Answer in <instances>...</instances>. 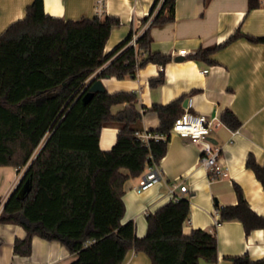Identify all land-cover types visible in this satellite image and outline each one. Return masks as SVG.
<instances>
[{
  "label": "trees",
  "instance_id": "16d2710c",
  "mask_svg": "<svg viewBox=\"0 0 264 264\" xmlns=\"http://www.w3.org/2000/svg\"><path fill=\"white\" fill-rule=\"evenodd\" d=\"M256 5V0H248V8ZM174 6L175 0H154L141 20L151 17L136 39L137 46L128 45L131 30L108 54H104L105 43L112 27L120 24L118 17H54L44 12L43 0H32L25 16L0 33V166L23 170L0 209V224H17L25 231L24 237L14 240V254L30 256L33 236H39L64 244L74 255L68 264H121L129 249L146 253L151 264L216 263L213 231H182L190 212L184 197L147 213L148 227L141 237L135 234L133 221H121L124 183L165 154L172 123L183 113L182 97L150 108L160 122L148 132L167 137L147 142L137 136L143 130L144 110L136 108V93L104 90L94 92L87 102L81 100L87 79L117 52L93 80L133 76L146 63L163 65L170 60L150 51V28L172 21ZM240 36L264 44V36L237 30L221 45L199 49L193 56L208 61L213 50ZM164 80L160 73L150 83ZM117 104L123 107L111 112ZM220 121L231 129L240 125L229 109L221 113ZM105 126L117 128L115 144L108 150L99 146ZM245 165L264 191V165L251 154ZM26 179L31 190L18 199L16 193ZM234 191L237 202L218 207L219 222L238 220L246 234L264 228V216L249 207L237 184ZM230 260L231 264H264V257L253 260L248 254Z\"/></svg>",
  "mask_w": 264,
  "mask_h": 264
},
{
  "label": "crops",
  "instance_id": "0c3cea01",
  "mask_svg": "<svg viewBox=\"0 0 264 264\" xmlns=\"http://www.w3.org/2000/svg\"><path fill=\"white\" fill-rule=\"evenodd\" d=\"M248 8V0H175L174 18L150 29V51L170 57L165 64L146 63L135 75L118 78H100L108 92L132 91L137 94L136 108L142 113V129L151 130L160 119L150 108L165 105L182 97V112L203 114L217 120L209 139L219 147V161L227 175L211 179L200 162L202 143L169 133L165 154L157 163L162 178L149 188L138 192V177L124 183V223L133 221L135 234L146 232V214L171 200L170 186H186L175 193L189 201V213L182 225L183 233L201 228L213 231L217 239L215 264H231L230 258L248 254L253 260L264 257V228L245 233L238 220L219 222L218 207L237 202L234 184H237L249 207L264 216V191L254 172L246 167L248 155L264 165V44L237 37L216 48L210 60L196 59L199 49L214 48L224 43L235 31L251 36H264V0ZM32 0H0V33L15 20L25 16ZM154 0H104V15L118 17L120 24L110 30L104 54L110 53L132 30H138L139 21L146 16ZM44 12L65 19L93 17L95 0H43ZM102 15V16H104ZM97 16V15H96ZM180 50H185L180 54ZM119 52L111 55L88 79L94 78ZM182 56V59H176ZM207 68L206 73H202ZM163 73L164 81L151 85V79ZM187 103L183 106V101ZM123 104L112 105L116 112ZM229 109L240 121L236 129L221 123V113ZM117 128H101L99 146L108 150L115 144ZM23 170L0 166V209L17 187ZM25 235L17 224H0V264H68L74 255L57 240L48 241L33 236L30 256L13 253L16 238ZM121 264H151L143 251L129 249ZM198 264H209L200 260Z\"/></svg>",
  "mask_w": 264,
  "mask_h": 264
},
{
  "label": "built area",
  "instance_id": "2783aa9c",
  "mask_svg": "<svg viewBox=\"0 0 264 264\" xmlns=\"http://www.w3.org/2000/svg\"><path fill=\"white\" fill-rule=\"evenodd\" d=\"M264 2V1H263ZM104 0H95V13L97 16L104 15ZM151 17L145 22L139 21L138 30H133L128 45L133 47L136 45V39L142 33L147 26ZM185 50H180V54H184ZM208 70L203 69L201 72L206 73ZM87 83V82H86ZM217 120L214 118H207L203 114H191L190 112L184 111L175 117L169 133H174L181 138L188 139L192 142L200 141L202 143V149L200 153V162L207 171L211 179L224 177L227 175L226 168L219 161L220 151L219 147L213 145L209 139L211 130L217 125ZM137 136L147 142L148 139H162L167 137V134H161L158 132H148L142 130L137 133ZM162 178V170L158 164L151 162L147 164L145 170L139 175V182L136 187L138 192L149 188L150 186L157 183ZM178 188L180 192L186 190V186L178 183H172L170 186L171 199L176 201L182 196L181 194L175 193V189ZM90 242V241H89ZM55 264V263H51Z\"/></svg>",
  "mask_w": 264,
  "mask_h": 264
},
{
  "label": "water",
  "instance_id": "95a60500",
  "mask_svg": "<svg viewBox=\"0 0 264 264\" xmlns=\"http://www.w3.org/2000/svg\"><path fill=\"white\" fill-rule=\"evenodd\" d=\"M176 59H182V56H178ZM87 87L86 92L82 95L81 100L83 102H87L90 97L94 94V92H98V91H104L105 88L101 82L100 79H95L93 80L90 79L83 87V90ZM82 90V91H83ZM187 103L186 100L183 101V106H185ZM23 175V174H22ZM30 185H31V181L30 179H26L21 186L19 187V190L16 193V197L18 199H23L26 195V193L31 190L30 189ZM5 204V201L3 202L2 206Z\"/></svg>",
  "mask_w": 264,
  "mask_h": 264
}]
</instances>
